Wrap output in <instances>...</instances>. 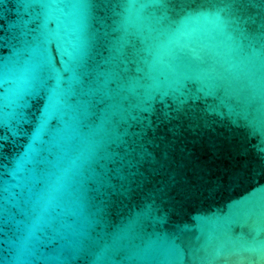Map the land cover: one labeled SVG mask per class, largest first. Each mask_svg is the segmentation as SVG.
I'll list each match as a JSON object with an SVG mask.
<instances>
[{
	"label": "water",
	"instance_id": "1",
	"mask_svg": "<svg viewBox=\"0 0 264 264\" xmlns=\"http://www.w3.org/2000/svg\"><path fill=\"white\" fill-rule=\"evenodd\" d=\"M248 2L0 0V264H264V29L241 45L234 24L264 21V0ZM96 152L121 189L107 234Z\"/></svg>",
	"mask_w": 264,
	"mask_h": 264
},
{
	"label": "snow or ice",
	"instance_id": "2",
	"mask_svg": "<svg viewBox=\"0 0 264 264\" xmlns=\"http://www.w3.org/2000/svg\"><path fill=\"white\" fill-rule=\"evenodd\" d=\"M172 2H174V0H165V3L167 4H170ZM233 3L236 5H244L249 2L248 0H233ZM245 15L246 14L244 11L237 10L234 17V24L239 32L241 45L243 44L244 38L258 34L261 29H264V21H249V19L245 18ZM178 26V18L175 15L167 13L163 15V19L158 20L154 25V27L158 30L167 32H173L178 28ZM128 52L129 54H131L130 49L128 50ZM66 56V50L54 37L52 43L45 52V58L48 67L54 69L60 62L61 57ZM80 70L84 71L87 69L86 67L81 66ZM42 93V87H33L30 92L32 102L36 99H39ZM24 118L25 111L21 113V122H23ZM5 129H7V126H5ZM88 163L91 167L95 168L100 173V176L98 177V191L96 193H89L90 197L94 195L96 200L101 201L99 210L96 213L97 227H103V230L106 234L112 233L115 231V229L112 227L113 220L111 215L114 208V198L118 197V195L121 193V189L118 187H113L109 178V170L112 167L111 157H109L107 153L96 152L90 156ZM134 179L135 177H126L125 183H128L129 188L132 187V184L129 183V181H134ZM138 222L139 212L135 214H129L127 216L126 225H137ZM235 243L238 247L243 248L250 243V238L248 235H242L235 241ZM88 250L89 249L87 247L82 249V255L86 256Z\"/></svg>",
	"mask_w": 264,
	"mask_h": 264
}]
</instances>
